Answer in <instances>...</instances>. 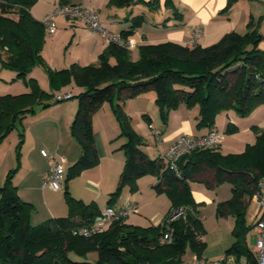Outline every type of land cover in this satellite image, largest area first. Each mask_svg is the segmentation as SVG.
I'll list each match as a JSON object with an SVG mask.
<instances>
[{
  "label": "trees",
  "instance_id": "trees-1",
  "mask_svg": "<svg viewBox=\"0 0 264 264\" xmlns=\"http://www.w3.org/2000/svg\"><path fill=\"white\" fill-rule=\"evenodd\" d=\"M36 1L0 0V60L4 65L18 69L20 76L38 64H45L54 98L58 90L71 82L83 87V91L70 97H78L70 132L82 152L66 170L63 189L69 206L66 215L34 225L31 222L34 204L21 198L12 175L9 174L0 186V264H163L181 260L189 243L198 248L203 246L199 238L204 233L202 216L192 196L190 181L204 177L210 186L224 181L232 183V196L220 202L219 210L234 213L237 217L235 232L240 235L242 230L237 229L241 220L247 226L248 201L259 188V179L264 177V128L257 125L254 126L255 142L248 143L243 152L225 154L220 144L185 153L178 161L181 174L178 176L165 157H151L140 147L144 143L141 135L133 129L121 105L114 106L121 120L122 134L127 137L122 145L126 159L119 184L109 194L107 205L118 203L126 184L134 190L137 179L155 174L159 176L156 189L167 192L173 200L172 211L158 226L142 227L121 219L109 229L91 236L74 234V230L93 224L102 209L95 202L87 203L73 196L67 182L100 163L93 116L103 102L113 103L118 92L135 96L153 90L164 123H167L170 112L182 104L197 108L196 126L209 128L208 132L216 129L217 117L222 112L233 110L246 116L264 105V50L259 47L264 37L259 35L257 22L250 19L245 33H226L208 46L189 47L174 41L144 43L138 47L137 59H133L130 48L110 42L98 64L82 66L72 63L67 68L53 69L42 54L46 27L31 12ZM234 1H229L228 8ZM109 2L125 6L137 2L153 5L160 1ZM72 3V0L59 2ZM166 6L174 7V1L166 0ZM179 15V11H174V17ZM143 20L144 15L133 17L129 29L121 34L127 38ZM112 56L114 62L110 60ZM30 80L31 90L26 94H0V141L27 112L35 111L34 99L39 98L41 103L50 95L36 83V78ZM237 129L238 125L229 121L224 132ZM22 142L21 138L19 148ZM181 208L183 212L169 222L174 231L172 242L162 243L160 237L171 213ZM237 243L226 250V255L241 257L246 250ZM92 250L97 251L96 261L87 258ZM72 254L83 259H74ZM253 256L249 253L250 259Z\"/></svg>",
  "mask_w": 264,
  "mask_h": 264
},
{
  "label": "crops",
  "instance_id": "crops-1",
  "mask_svg": "<svg viewBox=\"0 0 264 264\" xmlns=\"http://www.w3.org/2000/svg\"><path fill=\"white\" fill-rule=\"evenodd\" d=\"M109 1L72 0L73 3H80L98 9L104 25L116 33H122L123 30L129 29L133 22V17L144 15L142 23L128 34V37L136 42V47L131 49L133 59L139 57L138 47L144 43L174 41L187 45L193 38L196 27L201 29L197 44L203 46H208L219 41L229 32L245 33L248 29L250 19H253L255 22L259 20L260 31L264 37V0H235L229 8L228 4L230 0H173L174 7L166 6V0H159V3L153 5L137 2L125 6L113 5ZM143 1L148 2L151 0ZM59 2L60 0H37L31 7V12L35 18L42 20ZM174 11L180 12V15L177 16L178 18L174 17ZM260 15L262 17L258 19ZM61 23L60 25L56 23L57 30L54 34L48 33L51 36L50 46L54 49L69 46V50L62 54L63 57L61 59L59 55L57 56V52H52L54 49L50 53L46 52L44 45L42 54L47 64L53 69L67 68L72 63H77L82 66L98 64L102 53L108 50L110 42L100 33L92 31L87 24L79 19L67 16L66 19H62ZM259 47L264 50V38L260 41ZM57 51L59 52V48ZM110 60L114 62L115 57L112 56ZM81 91H83V87L71 82L67 86H64V88L62 87L58 90L57 93L72 92V94H75ZM64 105L65 109L63 114L59 115L56 119V124L61 130L57 129L53 134V138L61 146L65 145L64 141L66 142L68 147L67 151H65L66 161L70 163L68 165L70 166L79 158L82 152L76 145L78 144L80 146V144L76 140L75 142L77 143H74L70 132L72 117L78 105L74 100L68 101ZM96 115L95 113L93 116V126L100 163L82 172V176H85L87 179L84 187L85 192L81 194L80 199L87 203L95 202L100 209H103L108 204L109 194L119 184L126 156L125 158L120 157L115 152L116 146L114 139L117 137V129L108 125L102 131L96 126ZM197 115V108H188L184 104L180 105L177 109L170 112L167 121L169 126L168 128L164 127V140L162 139L161 142L157 141L156 144L159 145L157 149L153 151L148 147L146 148V146H143L142 149L151 157H164V153L178 137L186 134L201 135L207 133L209 128L196 127L198 121ZM220 118L224 119L222 127L217 125ZM62 120L67 124V129L70 133L66 137L65 130L60 126ZM229 121L236 124V118L232 115V111L220 113L216 121V130L222 131L224 135V127ZM248 128L246 125L244 130L251 131ZM254 138L256 139V136ZM254 142L255 140L249 143ZM25 146L27 145H23L24 153L26 154V158L29 159V162H31V156L33 157L34 152L38 151V147L28 146L27 149H24ZM43 149L40 148L41 155L43 158L49 159L45 160L44 163L39 162L37 167L33 165L27 169L25 176L20 178L17 184L21 198L34 204V209L31 213L32 223H37V221L44 222L51 217L63 216L69 211L68 202L63 195V190H54L52 192L55 194H48L42 186V181L47 178L53 164V160L50 157L42 154ZM220 149L222 150L221 145ZM161 151L165 152L162 153ZM0 166V168H3L4 164L2 165L1 162ZM6 173L7 170H4L0 175V186L3 184ZM209 175L211 176V172ZM157 179L159 180V176H157ZM71 184L72 181L67 182L68 190L73 196L78 197L77 192H75ZM136 184L137 186L143 185V181H139V185L136 181ZM139 197L140 195L134 199L129 198L128 201H135L139 208V204L135 200ZM125 202L127 200L118 199V204L123 205ZM249 202H253L255 206L254 212L252 213L253 219L257 218L258 220V204L254 198L249 199ZM145 205L143 204L142 206L144 207ZM65 212L66 214H64Z\"/></svg>",
  "mask_w": 264,
  "mask_h": 264
},
{
  "label": "rangeland",
  "instance_id": "rangeland-1",
  "mask_svg": "<svg viewBox=\"0 0 264 264\" xmlns=\"http://www.w3.org/2000/svg\"><path fill=\"white\" fill-rule=\"evenodd\" d=\"M66 17L67 16L64 14H57L55 21L60 25L62 24V19H66ZM261 17L262 16L260 15L258 19ZM256 28L259 31V35H262L259 20ZM50 40L51 36L46 32L44 45L46 47V52L48 53L54 49L50 46ZM58 48L59 52L57 51ZM58 48L54 49L52 52H57V56L59 55L62 59V54L69 50V46ZM32 77L36 78V83L41 88L45 89L50 95L45 96L41 103H39V98L38 100L34 99L32 104L34 105L35 111L27 112L22 120H18L16 127L0 141V165L1 162L2 165L4 164L3 168H0V175L4 170H7L3 184L6 182L10 174L12 175L13 184L17 186L18 180L25 176L27 169L33 165H36L37 167L39 162L44 163L45 160H48L49 158H43L40 148H44V150L50 152L52 156L48 157L53 161L54 158L60 159L62 156L66 158L65 151H67L68 148L66 142L64 141L65 145L61 146L55 141L53 134L57 129L61 130L56 124V119L59 115L63 114L65 109L64 103L74 100L78 105V97L75 95L74 97L65 100H55L51 91L53 86L51 85L47 66L45 64H38L29 70L24 76H20L18 74V69L6 66L0 60V94L20 95L30 92V79ZM118 103L121 105L124 113L129 117L133 129L141 135L144 143L141 144L140 147L142 148L143 146H146V148L148 147L150 150L155 151L159 145L156 144L158 138L153 133V128L156 127L157 129L162 130L160 138L164 140V127L168 128L169 126L168 122L164 123L163 118L161 117L159 107L156 104L155 92L149 90L135 96L120 94L118 92L116 93L113 103L111 101H105L95 112L97 114L95 119L98 128L103 131L105 130V126L111 125L117 129V137L114 139L116 146L115 152L118 153L120 157L125 158V148H123L122 145L126 142L127 137L122 134L121 120L118 118L117 113L114 110V106L117 107ZM231 111L232 115L236 118L238 129L234 132H224L221 146L222 152L225 154L243 152L247 144L255 140L254 137L256 136V133L254 126L260 124L259 127L264 128V105L258 106L246 116L238 115L233 110H230L229 112ZM74 116L72 117V120ZM223 121L224 119L220 118L217 125L222 127ZM246 125L251 131L244 130ZM60 126L65 130V137L68 136L70 133L68 132L67 124L62 120ZM225 128L226 126L224 127V131ZM21 138L23 139V142L19 148ZM73 141L74 143H77L74 138ZM23 145H27L24 149H27L28 146L38 147V151L34 152L33 157L31 156V162L26 158ZM76 145L81 149L78 144ZM161 152L164 153L165 151ZM69 164V162H66L67 170L69 169ZM86 179L87 178L82 176L81 173L70 178L68 181H72L71 185L78 194V197L75 196L76 198H80L81 194L85 192L84 187ZM139 181H143V185H139ZM137 182L139 186L134 190L131 188L130 184H126L122 188L119 196V200L123 199L128 201L129 198L134 199L140 195L138 199H135L139 204V208L127 217V222L142 227L158 226L164 221L168 213L172 211L173 200L167 192H159L156 189L155 184L158 182L157 175H146L137 179ZM232 186L233 185L230 181L221 182L216 186H210L204 180L200 179L190 181V189L196 202V207L199 210V214L203 216L202 226L204 233L199 235L203 246L198 248L189 243L186 252L181 255L182 259L193 257L218 259L226 256V250L237 242V244L242 245L246 250L242 253V258H248L249 253L256 255L254 248L258 239V229L255 225L257 218L253 219L252 217V213L255 209L253 202H249L247 205V226L245 227V221L241 220L240 225L242 227L240 226L237 229L238 231L242 230L240 235H237L235 232L237 217L234 213H230L225 209L222 211L219 210L220 202L225 201L232 196ZM52 191L54 190L50 187L45 188V192L48 194H55ZM63 195L65 196V192H63ZM252 198L254 197L252 196ZM245 201H248V198H245ZM143 204L146 205L143 207ZM64 214H66V212ZM42 222L43 221H37V223L33 222L32 224L38 225ZM72 257L79 260L83 259V257L74 254H72ZM87 258L91 261H96L97 251L92 250L89 252Z\"/></svg>",
  "mask_w": 264,
  "mask_h": 264
},
{
  "label": "built area",
  "instance_id": "built-area-1",
  "mask_svg": "<svg viewBox=\"0 0 264 264\" xmlns=\"http://www.w3.org/2000/svg\"><path fill=\"white\" fill-rule=\"evenodd\" d=\"M57 14H64L68 17L83 21L88 25V27H90L92 31L100 33L108 42L115 43L130 49L136 47V42L133 39L129 37L125 38L121 33H116L108 29L104 25L98 9L80 3L58 4L55 9L49 11L41 20L46 27L47 33L49 34H54L57 30V24L55 21ZM200 32L201 29L196 27L193 38L189 41L187 46L192 47L197 45ZM71 96L72 92H58L55 98L57 100H64L70 98ZM153 133L157 136L158 142H161L162 138H160V136L162 130L153 128ZM222 138L223 132L216 129L201 135H182L171 144L164 157L167 160L169 167L174 170L178 176H181L178 169V161L185 153L198 148L217 147L221 144ZM42 154L45 156H52L50 152L44 149L42 150ZM66 162L67 161L64 156H62L60 159L54 158L49 174L43 181V188L50 187L55 191L64 189L66 179ZM258 186L259 188L253 194V197L258 204L259 215L256 222V227L258 229V239L254 248L256 255L253 256V259H250L249 257L244 259L242 257H236L235 255H226L218 259L193 257L165 262L163 264H264V177L259 179ZM137 208L138 205L133 200H129L123 205L118 203L114 205H107L102 209L101 214L96 218L93 224L88 227H82L78 230H74V234L91 236L94 233L103 232L109 229L114 224V222L121 219H126L129 215L135 212ZM182 212L183 209L181 208L176 209L171 213L166 225V230L160 237V241L162 243L172 242L174 231L169 225V222Z\"/></svg>",
  "mask_w": 264,
  "mask_h": 264
}]
</instances>
